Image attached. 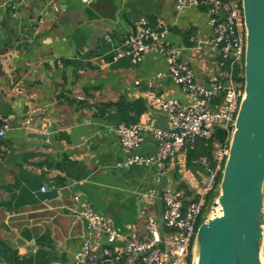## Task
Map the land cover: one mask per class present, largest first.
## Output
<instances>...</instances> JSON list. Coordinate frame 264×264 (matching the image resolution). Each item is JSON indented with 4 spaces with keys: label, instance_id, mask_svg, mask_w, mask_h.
Returning <instances> with one entry per match:
<instances>
[{
    "label": "crops",
    "instance_id": "1",
    "mask_svg": "<svg viewBox=\"0 0 264 264\" xmlns=\"http://www.w3.org/2000/svg\"><path fill=\"white\" fill-rule=\"evenodd\" d=\"M177 4L0 0V115L12 125L2 139L8 150L0 163V264L73 263L88 234L75 196L111 218L120 233L114 243L100 236L98 262L116 254L110 264H142L140 254L121 250L128 228L140 234L146 213L156 210L139 204L157 188L158 169L123 167L128 154L112 128L122 123L171 128L168 115L149 106L148 92L191 103L163 55H145L136 65L126 54V38L137 32L142 17L153 23L164 19L168 40L182 49L184 63L197 81L207 80L217 51L207 9L199 3L179 12ZM50 127L53 147H37L48 141L30 135ZM156 150L155 140L145 134L138 154L151 157ZM188 154L170 159L164 174L168 186L185 190L186 201L204 175L198 159L191 162Z\"/></svg>",
    "mask_w": 264,
    "mask_h": 264
},
{
    "label": "built area",
    "instance_id": "2",
    "mask_svg": "<svg viewBox=\"0 0 264 264\" xmlns=\"http://www.w3.org/2000/svg\"><path fill=\"white\" fill-rule=\"evenodd\" d=\"M80 1L91 5L97 0ZM177 3L179 12L199 4L198 0H177ZM201 4L207 9L209 26L215 32L212 43L217 49L204 82L197 81L194 70L181 61L182 49L168 40L170 27L164 19L157 18L153 23L142 17L137 32L129 34L125 41L126 54L132 57L136 65L145 55H163L171 78L189 96L191 103L165 98L153 92L146 93L149 106L165 112L171 128L144 127L136 123H122L113 127L112 131L128 154L123 167L137 165L157 168L154 181L158 185L163 180L169 160L174 156L180 152L188 154L199 139H210L218 127L228 135L223 144H215L212 159H198L204 175L192 199L185 200L184 189L170 186L164 189V234L160 231L156 210L146 213L144 235H138L133 226L128 228L129 233L121 251L127 256L140 254L142 264H187L197 230L212 214L224 165L229 156L231 135L245 94L246 30L242 0H202ZM135 84L139 86L141 83L136 81ZM11 127L9 118L0 115V163L2 155L8 150L2 139ZM145 134H149L157 145L156 153L151 157L138 154ZM157 193V188H153L149 191V197L155 198ZM74 201L75 205L77 203L79 217L87 225L88 234L71 264H100L96 254L98 239L101 235H107L108 241L114 243L120 233L111 218L97 213L89 203L80 202L78 196H75ZM50 264L64 263L56 261Z\"/></svg>",
    "mask_w": 264,
    "mask_h": 264
},
{
    "label": "water",
    "instance_id": "3",
    "mask_svg": "<svg viewBox=\"0 0 264 264\" xmlns=\"http://www.w3.org/2000/svg\"><path fill=\"white\" fill-rule=\"evenodd\" d=\"M242 6L246 30L245 94L231 135L219 193L211 216L197 230L190 264H264V0H242ZM180 59L185 62L184 53ZM30 136L48 141L35 143L37 147H53V127ZM168 185L169 178L163 175L157 196L147 195L139 204L156 208L162 234L163 193ZM117 257L115 254L102 258L109 262Z\"/></svg>",
    "mask_w": 264,
    "mask_h": 264
},
{
    "label": "trees",
    "instance_id": "4",
    "mask_svg": "<svg viewBox=\"0 0 264 264\" xmlns=\"http://www.w3.org/2000/svg\"><path fill=\"white\" fill-rule=\"evenodd\" d=\"M4 52L5 50L2 53ZM0 75H2L1 65H0ZM227 136L228 135L226 131L221 127H218L214 135L210 139H199L197 141L195 148L189 151L188 154L189 159L191 160V162H194V160H197L200 157H208L209 159H212L215 150V144L216 143L223 144L227 139Z\"/></svg>",
    "mask_w": 264,
    "mask_h": 264
},
{
    "label": "rangeland",
    "instance_id": "5",
    "mask_svg": "<svg viewBox=\"0 0 264 264\" xmlns=\"http://www.w3.org/2000/svg\"><path fill=\"white\" fill-rule=\"evenodd\" d=\"M141 225H143V224H141ZM146 229H144V231H145ZM142 230L140 229V234H138V235H141L142 234V232H144V231H142ZM194 241H195V238L193 239V242H192V245H191V249H190V256H189V258L187 259V264L190 262L191 263V257H192V254H193V247H194ZM263 259H264V252H263Z\"/></svg>",
    "mask_w": 264,
    "mask_h": 264
},
{
    "label": "bare ground",
    "instance_id": "6",
    "mask_svg": "<svg viewBox=\"0 0 264 264\" xmlns=\"http://www.w3.org/2000/svg\"><path fill=\"white\" fill-rule=\"evenodd\" d=\"M219 214L221 215V212H220V210H219Z\"/></svg>",
    "mask_w": 264,
    "mask_h": 264
}]
</instances>
